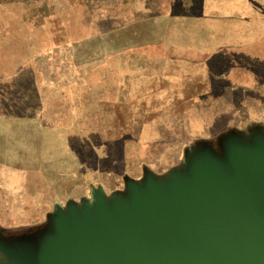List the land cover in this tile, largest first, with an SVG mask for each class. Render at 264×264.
Returning <instances> with one entry per match:
<instances>
[{
  "label": "rangeland",
  "instance_id": "374dc122",
  "mask_svg": "<svg viewBox=\"0 0 264 264\" xmlns=\"http://www.w3.org/2000/svg\"><path fill=\"white\" fill-rule=\"evenodd\" d=\"M214 6V0H0V125L17 120L13 129L1 126L0 135L18 130V169L35 172L17 176L12 192L0 176V196L8 197L0 204L4 240L44 235L57 212L91 201L97 189L109 199L124 195L127 181L141 182L147 172L165 178L202 143L221 153L213 134L187 144L186 157L162 165L150 159L144 166L145 160L132 158L135 144L121 153L123 143L101 141L109 128L131 125L139 74H166L174 66L168 43L200 46L202 38H212L202 24ZM193 52L202 59L198 47ZM240 129L242 138L264 137V123Z\"/></svg>",
  "mask_w": 264,
  "mask_h": 264
},
{
  "label": "water",
  "instance_id": "95a60500",
  "mask_svg": "<svg viewBox=\"0 0 264 264\" xmlns=\"http://www.w3.org/2000/svg\"><path fill=\"white\" fill-rule=\"evenodd\" d=\"M200 144L109 199L69 203L30 241L0 236V264H264V137Z\"/></svg>",
  "mask_w": 264,
  "mask_h": 264
},
{
  "label": "crops",
  "instance_id": "0c3cea01",
  "mask_svg": "<svg viewBox=\"0 0 264 264\" xmlns=\"http://www.w3.org/2000/svg\"><path fill=\"white\" fill-rule=\"evenodd\" d=\"M214 1L217 6L205 10L202 24V30L214 32L212 38H202L200 46L179 39L168 43L174 66L166 74H139V108L131 112V125L109 128L107 135L101 134L103 143H123L121 153L127 151L125 144H135L138 151L132 158L145 160L144 166L150 159L162 165L183 153L186 157V146L194 140L207 142L200 137L215 134L219 142L248 124L264 123V0ZM196 47L201 60L193 56ZM5 123L0 127L17 126V120ZM17 133L6 130L0 135V176L5 191L11 192L18 190L17 176L35 174L18 169L19 156L13 153L19 152ZM126 135L130 137L124 140ZM25 151L33 157L34 151ZM126 156L122 158H131ZM27 182L25 177V186ZM7 201V196H0L1 205Z\"/></svg>",
  "mask_w": 264,
  "mask_h": 264
},
{
  "label": "bare ground",
  "instance_id": "6f19581e",
  "mask_svg": "<svg viewBox=\"0 0 264 264\" xmlns=\"http://www.w3.org/2000/svg\"><path fill=\"white\" fill-rule=\"evenodd\" d=\"M244 138V137H243ZM221 148V147H220Z\"/></svg>",
  "mask_w": 264,
  "mask_h": 264
}]
</instances>
